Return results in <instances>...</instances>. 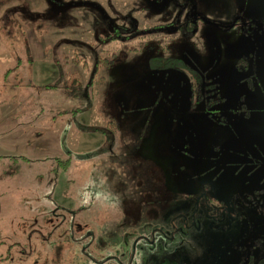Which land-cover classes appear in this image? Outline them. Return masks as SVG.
<instances>
[{
	"label": "rangeland",
	"instance_id": "obj_1",
	"mask_svg": "<svg viewBox=\"0 0 264 264\" xmlns=\"http://www.w3.org/2000/svg\"><path fill=\"white\" fill-rule=\"evenodd\" d=\"M261 255L264 0H0V264Z\"/></svg>",
	"mask_w": 264,
	"mask_h": 264
},
{
	"label": "trees",
	"instance_id": "obj_2",
	"mask_svg": "<svg viewBox=\"0 0 264 264\" xmlns=\"http://www.w3.org/2000/svg\"><path fill=\"white\" fill-rule=\"evenodd\" d=\"M145 4V3H144ZM199 17L196 16L195 19H198ZM153 18H149L148 17V22L149 24L147 26H145V28L142 29V32H145L147 31V27H150V28H153V27H162L163 25H169L171 23H175L176 26L180 27V26H193L191 22H193L192 20H184V21H176L174 19H169V20H159V21H154V22H151L150 23V20H152ZM244 19L242 16L238 15L235 17V19L232 21L231 24H229L228 26L229 27H232L234 26L236 23H239L240 20ZM184 22V23H183ZM246 22H248V20H246ZM135 33V32H134ZM137 33V32H136ZM90 34H88L87 36H89ZM105 35V34H104ZM114 37V35L112 36ZM106 54H109V57H107ZM115 51L112 50L110 52H106L105 54H101V53H97V55L95 56V63L97 65H100L102 64L103 66H108L110 65L113 60H114V57H115ZM79 59H82L83 56H78ZM85 63V62H84ZM83 63V64H84ZM194 80H192V82H189L187 84V89L188 91L190 92L191 96H193L194 94H196L198 97L199 96H202V92H201V83L198 81V79L196 78H193ZM204 91V90H203ZM205 92V91H204ZM190 96V95H189ZM223 98L221 95H219L218 93H214V96L212 95H209L208 98H207V102L209 103L210 101H217L219 99ZM205 186H203L202 188H204ZM203 190V189H202ZM204 192V196H205V199L202 200L203 201V204L205 205V203L208 205L209 202L211 204H215L216 200H209L207 198V194L206 191H203ZM216 198V197H214ZM198 202V201H197ZM245 202V201H244ZM205 208H206V205H205ZM207 210H209V213L211 214L212 217H215L217 211L215 209H212V206L209 207V208H206ZM210 209L213 211V212H210ZM243 264H264V255H261L260 257L256 258V259H252L250 257L247 258V260L243 263Z\"/></svg>",
	"mask_w": 264,
	"mask_h": 264
},
{
	"label": "crops",
	"instance_id": "obj_3",
	"mask_svg": "<svg viewBox=\"0 0 264 264\" xmlns=\"http://www.w3.org/2000/svg\"><path fill=\"white\" fill-rule=\"evenodd\" d=\"M74 110V109H73Z\"/></svg>",
	"mask_w": 264,
	"mask_h": 264
}]
</instances>
